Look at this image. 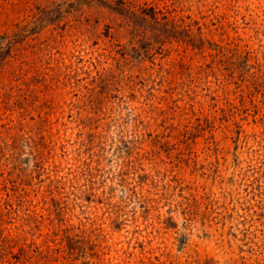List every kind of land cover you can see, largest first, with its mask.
I'll list each match as a JSON object with an SVG mask.
<instances>
[{
	"label": "rangeland",
	"instance_id": "obj_1",
	"mask_svg": "<svg viewBox=\"0 0 264 264\" xmlns=\"http://www.w3.org/2000/svg\"><path fill=\"white\" fill-rule=\"evenodd\" d=\"M0 264H264V0H0Z\"/></svg>",
	"mask_w": 264,
	"mask_h": 264
}]
</instances>
